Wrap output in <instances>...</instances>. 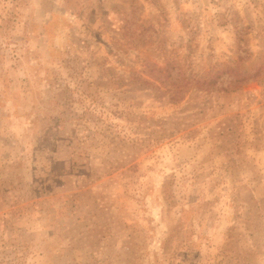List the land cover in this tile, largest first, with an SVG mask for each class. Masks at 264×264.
<instances>
[{
	"label": "rangeland",
	"instance_id": "rangeland-1",
	"mask_svg": "<svg viewBox=\"0 0 264 264\" xmlns=\"http://www.w3.org/2000/svg\"><path fill=\"white\" fill-rule=\"evenodd\" d=\"M0 264H264V0H0Z\"/></svg>",
	"mask_w": 264,
	"mask_h": 264
},
{
	"label": "trees",
	"instance_id": "trees-1",
	"mask_svg": "<svg viewBox=\"0 0 264 264\" xmlns=\"http://www.w3.org/2000/svg\"><path fill=\"white\" fill-rule=\"evenodd\" d=\"M249 77H247V79H248ZM244 80H246V76H242L241 78H240V80H238V81H244ZM215 83V78H214V76L211 74L209 77H207L206 76V78H204L203 80H202V84H205L206 86H211V85H213Z\"/></svg>",
	"mask_w": 264,
	"mask_h": 264
}]
</instances>
